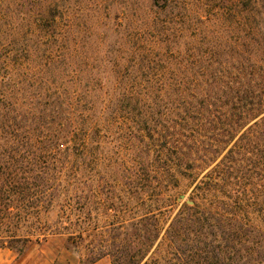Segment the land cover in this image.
<instances>
[{
  "label": "rangeland",
  "instance_id": "obj_1",
  "mask_svg": "<svg viewBox=\"0 0 264 264\" xmlns=\"http://www.w3.org/2000/svg\"><path fill=\"white\" fill-rule=\"evenodd\" d=\"M151 1L63 0L59 41L22 21L15 8L20 0L0 3V80L11 77L15 90L24 82L33 98L37 90H51L55 79L66 101L80 108L84 136L82 151L55 156V165L47 166L65 176L52 183L58 187L54 200H12L9 212L0 211V217L21 222L0 231V246L24 256L45 252L54 264H90L101 248L113 245L116 223L188 202L214 168L168 176L163 154L182 135L193 139L177 126L186 100L206 101L204 108L215 104L213 92L225 91L230 81L229 61L241 60L243 44H253L246 41L249 0H176L188 9L159 17L157 29L149 30ZM258 1L256 11L264 16V0ZM132 52L155 64L134 69ZM6 89L0 84V93ZM213 113L198 116L210 121ZM102 260L113 264L111 257Z\"/></svg>",
  "mask_w": 264,
  "mask_h": 264
},
{
  "label": "trees",
  "instance_id": "obj_2",
  "mask_svg": "<svg viewBox=\"0 0 264 264\" xmlns=\"http://www.w3.org/2000/svg\"><path fill=\"white\" fill-rule=\"evenodd\" d=\"M151 3L149 30L157 29L159 17L174 18L178 8L188 9L176 0ZM247 3L253 14L247 16L246 41L253 44H243L241 60L229 61L230 81L225 91L213 92L215 104L204 108L206 101L186 100L177 126L193 139L182 135L162 159L168 176L176 171L182 175L183 169L214 168L196 185L189 199L192 204L179 201L171 210H154L116 223L113 245L101 248L90 264L105 257H111L113 264H264V16L256 11L261 2ZM15 8L38 33L64 39L59 25L66 11L63 0H20ZM140 53H131L136 56V63L131 62L134 69L155 64ZM11 63L18 67L17 62ZM0 81L9 88L0 93V211L9 212L12 200L56 198L58 187L54 189L52 183L65 176L47 166L55 165V156L82 151L84 136L80 108L66 101L55 79L51 90H37L33 98H27L24 82L15 90L11 77ZM210 109H214L211 122L199 119ZM80 177L76 173L74 178ZM77 211L76 223L82 229L81 211ZM14 220L0 217V231L20 225Z\"/></svg>",
  "mask_w": 264,
  "mask_h": 264
},
{
  "label": "crops",
  "instance_id": "obj_3",
  "mask_svg": "<svg viewBox=\"0 0 264 264\" xmlns=\"http://www.w3.org/2000/svg\"><path fill=\"white\" fill-rule=\"evenodd\" d=\"M53 259H51V257L45 252H29L24 256L23 254L16 253L8 247L0 246V264H54ZM95 264H105V262L100 260Z\"/></svg>",
  "mask_w": 264,
  "mask_h": 264
},
{
  "label": "water",
  "instance_id": "obj_4",
  "mask_svg": "<svg viewBox=\"0 0 264 264\" xmlns=\"http://www.w3.org/2000/svg\"><path fill=\"white\" fill-rule=\"evenodd\" d=\"M188 203H189V204H192V202H190V201H189Z\"/></svg>",
  "mask_w": 264,
  "mask_h": 264
}]
</instances>
